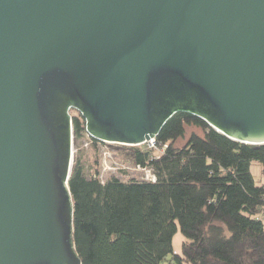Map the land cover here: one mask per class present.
Here are the masks:
<instances>
[{
  "label": "water",
  "instance_id": "obj_1",
  "mask_svg": "<svg viewBox=\"0 0 264 264\" xmlns=\"http://www.w3.org/2000/svg\"><path fill=\"white\" fill-rule=\"evenodd\" d=\"M71 109L104 143L184 111L264 144V0H0V264H81Z\"/></svg>",
  "mask_w": 264,
  "mask_h": 264
},
{
  "label": "trees",
  "instance_id": "obj_2",
  "mask_svg": "<svg viewBox=\"0 0 264 264\" xmlns=\"http://www.w3.org/2000/svg\"><path fill=\"white\" fill-rule=\"evenodd\" d=\"M69 113L73 143L103 144L86 135L80 113ZM186 125L203 136L191 134L176 147ZM160 131L155 148L126 146L132 165L151 169L154 181H101L98 167L88 170L73 156L68 188L81 264H264V184L250 172L256 161L264 173V144L238 143L184 111ZM177 229L184 240L175 254Z\"/></svg>",
  "mask_w": 264,
  "mask_h": 264
},
{
  "label": "rangeland",
  "instance_id": "obj_3",
  "mask_svg": "<svg viewBox=\"0 0 264 264\" xmlns=\"http://www.w3.org/2000/svg\"><path fill=\"white\" fill-rule=\"evenodd\" d=\"M183 137L178 138L175 141L176 147H181L186 142V139L191 134H198L203 136V130L197 126L186 125L184 127ZM87 143V140H75L73 143V156H81L82 161L84 162L85 167L89 170H94L95 166L99 168L100 178L106 180L108 176L114 175L117 178H121L123 180H129L131 177L141 178L142 172L137 171L132 165L129 158L130 148L121 144H111L109 146L106 145H98V148H93ZM141 148H146L147 145L143 144L140 146ZM109 152V156L105 153ZM157 153L159 151L156 150ZM106 155V156H105ZM96 163V164H95ZM250 172L253 175L254 182L258 185L264 184V173L261 171V165L253 161L250 166ZM184 237L177 229V233L172 238V250L173 253L177 254L180 252L182 241ZM165 262V261H164Z\"/></svg>",
  "mask_w": 264,
  "mask_h": 264
},
{
  "label": "built area",
  "instance_id": "obj_4",
  "mask_svg": "<svg viewBox=\"0 0 264 264\" xmlns=\"http://www.w3.org/2000/svg\"><path fill=\"white\" fill-rule=\"evenodd\" d=\"M86 131V130H85ZM86 135L88 136V137H90L89 136V134H87L86 133ZM103 144L102 145H106V146H109V145H111L112 143H108V142H106V143H104V142H102ZM85 144H89V142L87 141V143H85ZM143 144H146L147 145V148H151V147H156V143H155V138H151L149 141H146V142H144ZM143 144H139V146H141V145H143ZM160 152L162 151V149H160L159 150ZM107 156H109V152H108V150H107V152L105 153ZM105 155V156H106ZM134 168L137 170V171H140V172H142V175H141V178L142 179H144V180H148V181H154L155 180V176H154V174H153V172L151 171V169H149V168H145V167H139V166H134ZM99 178H100V175L98 176ZM140 178V179H141ZM101 179V178H100ZM101 181H104L103 179H101Z\"/></svg>",
  "mask_w": 264,
  "mask_h": 264
}]
</instances>
